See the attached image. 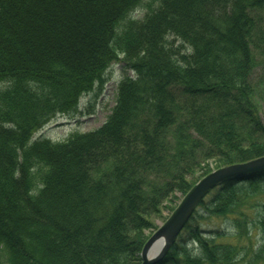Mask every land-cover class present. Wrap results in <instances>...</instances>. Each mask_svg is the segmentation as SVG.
I'll list each match as a JSON object with an SVG mask.
<instances>
[{
  "label": "trees",
  "instance_id": "obj_1",
  "mask_svg": "<svg viewBox=\"0 0 264 264\" xmlns=\"http://www.w3.org/2000/svg\"><path fill=\"white\" fill-rule=\"evenodd\" d=\"M155 1L137 19L142 0H0L7 263L139 264L163 201L215 167L264 154V0ZM116 61L124 71L101 125L61 141L33 135L102 88ZM261 181L264 170L214 187L156 264H234L239 246L198 221L231 218L237 233L226 237H250L237 217ZM252 251L264 262V247Z\"/></svg>",
  "mask_w": 264,
  "mask_h": 264
},
{
  "label": "rangeland",
  "instance_id": "obj_2",
  "mask_svg": "<svg viewBox=\"0 0 264 264\" xmlns=\"http://www.w3.org/2000/svg\"><path fill=\"white\" fill-rule=\"evenodd\" d=\"M155 4V0H142L140 6H138L135 10L131 11L130 15L137 19H140L146 10V6L148 3ZM264 19V13L263 17ZM258 53L257 58L260 61H264V55L259 54V50H256ZM124 71L123 62L116 61L112 63L109 67H107L104 73L105 82L102 88H96L90 93H86L81 96L78 106L75 110L70 111L69 113H57L54 115L47 123H45L40 129H38L33 135L38 137L40 135H44L49 137L53 141H61L65 139L68 135L74 132H85L92 129H95L99 125H101L109 113L110 109L115 104V95L117 84L120 77L122 76V72ZM254 71H262L260 66L256 68ZM259 115L264 124V101L259 100ZM215 159L208 158L204 163H208L210 167L214 166ZM203 164V163H202ZM200 170H197L194 175L188 176L189 178H197L200 175ZM238 187L245 185V183L237 184ZM260 189L254 192L252 195H249L246 198L244 206L241 208L243 211V215H238V220H240L245 226L246 230L250 237L242 234V236L233 235V237H226L227 234H235L237 230L230 225V222L233 219H225L222 216H210V217H202L199 219V224L201 228L207 233H215L218 231L221 234V238H218L219 241L226 243L232 242L236 243L240 250V255L236 258V262L234 264H264L262 261H258L254 263L253 251L258 248L264 247V225L259 222L261 218V213H264L263 205H264V181L260 182ZM209 194V193H208ZM207 194V195H208ZM212 194V193H211ZM211 194H209L204 200L209 202ZM176 197L171 202L167 200L163 201V208L160 216H154L152 221L153 224L157 226L161 224L167 216L168 208L174 204L176 205V201L180 199L182 194L179 192H175ZM173 206V207H174ZM197 209H202V206H198ZM236 216V214L234 215ZM154 230L147 229L145 233L149 236ZM227 232V234H225ZM220 237V236H219ZM247 250V251H246ZM199 250L195 248V252ZM0 259L3 264L7 263V253L4 249L0 250Z\"/></svg>",
  "mask_w": 264,
  "mask_h": 264
},
{
  "label": "water",
  "instance_id": "obj_3",
  "mask_svg": "<svg viewBox=\"0 0 264 264\" xmlns=\"http://www.w3.org/2000/svg\"><path fill=\"white\" fill-rule=\"evenodd\" d=\"M264 170V154L213 168L200 176L176 201L169 214L149 234L140 251L139 264H156L166 254L171 244L187 223L199 202L220 183L230 179H242Z\"/></svg>",
  "mask_w": 264,
  "mask_h": 264
}]
</instances>
